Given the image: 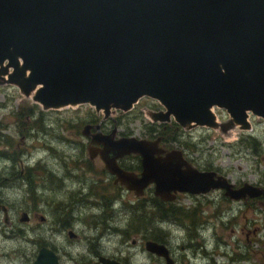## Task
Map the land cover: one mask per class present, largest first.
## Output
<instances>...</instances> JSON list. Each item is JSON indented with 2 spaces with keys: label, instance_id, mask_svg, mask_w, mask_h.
I'll use <instances>...</instances> for the list:
<instances>
[{
  "label": "water",
  "instance_id": "obj_1",
  "mask_svg": "<svg viewBox=\"0 0 264 264\" xmlns=\"http://www.w3.org/2000/svg\"><path fill=\"white\" fill-rule=\"evenodd\" d=\"M0 85L45 110L90 105L109 116L149 97L164 107L150 113L154 122L248 131L250 115L264 120V0H0ZM214 107L226 109L229 122H218ZM115 134L94 135L104 148L91 156L131 190L155 183L164 200L172 191L264 195L191 166L181 151L154 158L160 139ZM132 153L143 157L141 178L117 164ZM147 248L169 262L164 246Z\"/></svg>",
  "mask_w": 264,
  "mask_h": 264
},
{
  "label": "flooded vegetation",
  "instance_id": "obj_2",
  "mask_svg": "<svg viewBox=\"0 0 264 264\" xmlns=\"http://www.w3.org/2000/svg\"><path fill=\"white\" fill-rule=\"evenodd\" d=\"M157 108L163 110L159 104ZM54 111L39 107L16 111L12 120L4 115L0 118V162H4L0 169V264H135L139 255H147L151 264H200V250L206 245L199 240L204 225L196 219L198 201L215 191L225 196V190L206 194L172 191V199L164 200L156 194L155 183L142 190L129 189L100 155L91 156L92 151L104 148V144L92 143L97 133L108 136L116 130L115 139L132 136L119 133L122 118H113L112 113H95L84 126L90 125L87 134L82 130L87 145H79L74 158L58 159ZM168 124L175 126L174 121L162 123L153 134L148 128L140 139H160L151 145L162 150L151 152L154 158H165L177 150L197 168L183 148L174 147L162 135L160 126L166 130ZM176 129L178 135L184 132L178 125ZM39 151L42 157L31 158ZM116 161L124 172L142 177L140 154H127ZM182 199L191 200L190 205L181 204ZM247 199L264 201V195L243 200ZM175 225L185 232L184 238H174ZM149 242L164 246L169 262L150 251Z\"/></svg>",
  "mask_w": 264,
  "mask_h": 264
},
{
  "label": "rangeland",
  "instance_id": "obj_3",
  "mask_svg": "<svg viewBox=\"0 0 264 264\" xmlns=\"http://www.w3.org/2000/svg\"><path fill=\"white\" fill-rule=\"evenodd\" d=\"M0 104V118L4 115L12 120L16 111H25L34 102L16 87L0 85ZM157 105L155 100L146 97L135 105L133 111L120 113L114 110L111 116H121L120 134L129 133L143 138L148 134V125L159 126L153 123L150 116L151 112L157 111ZM88 107H66L54 111L56 158H74L78 146L87 145L88 139L82 135V130H85L84 126L90 118L97 116L95 110L92 108L89 112ZM214 112L219 122H228L230 119L224 109L215 107ZM250 122L252 129L248 132L242 131L239 126L227 132L196 127L184 130L183 136L179 137L181 142L166 141L174 147L183 148L189 160L200 170L215 171L236 186H243L247 182L264 188V120L251 116ZM173 136V133L169 135L170 138ZM248 136L258 140V149L247 146L248 142L241 143ZM43 155V152L35 153L31 158ZM2 165L4 162H0V169ZM190 202L189 199L180 200L185 206H189ZM198 209L200 214L196 217L197 222H203L204 225L199 240L206 245L200 250V264H264V201L231 200L223 192L215 191L205 198L201 197ZM172 231L174 238H184L185 232L179 230L177 225L172 227ZM134 262L151 264L147 255H139Z\"/></svg>",
  "mask_w": 264,
  "mask_h": 264
},
{
  "label": "trees",
  "instance_id": "obj_4",
  "mask_svg": "<svg viewBox=\"0 0 264 264\" xmlns=\"http://www.w3.org/2000/svg\"><path fill=\"white\" fill-rule=\"evenodd\" d=\"M35 108L38 109L39 106L38 105H35L34 107H29L25 111L33 110ZM88 111L90 112V111H92V109L90 107H88ZM176 126H177V124H175V126L166 125V128H167L166 130L165 129L163 130L164 125H161L160 126L161 127L160 130H161L162 135L163 136L164 135L168 136V137H166V140H168V141H179V142H181L180 139H179V137L183 136L184 133L182 131H180V135H178L179 134V131L176 129ZM157 127H158L157 124L148 125V128L151 129V131H150L151 133H155ZM172 133H173L174 136L172 138H170L169 135H171ZM244 141L245 142H248L247 143V146L249 145V146H251V147H253L255 149H258V147L260 145L259 142H258V140L255 137H252V136H248V137L244 138L241 141V143H243ZM174 217H177V215L175 214Z\"/></svg>",
  "mask_w": 264,
  "mask_h": 264
}]
</instances>
